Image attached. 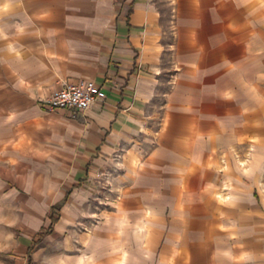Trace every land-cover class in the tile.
<instances>
[{
	"label": "crops",
	"instance_id": "obj_1",
	"mask_svg": "<svg viewBox=\"0 0 264 264\" xmlns=\"http://www.w3.org/2000/svg\"><path fill=\"white\" fill-rule=\"evenodd\" d=\"M3 3L0 192L61 177L69 197L110 161L117 181L133 178L117 187L111 256L124 263L111 264H264L263 207L230 186L238 165L221 168L261 98L264 0ZM81 79L103 100L48 106ZM8 238L0 264H31L28 240Z\"/></svg>",
	"mask_w": 264,
	"mask_h": 264
},
{
	"label": "rangeland",
	"instance_id": "obj_2",
	"mask_svg": "<svg viewBox=\"0 0 264 264\" xmlns=\"http://www.w3.org/2000/svg\"><path fill=\"white\" fill-rule=\"evenodd\" d=\"M6 5L0 9H11L9 3ZM4 52L0 47L2 56ZM256 92H261V98H252V112L244 115L243 128L231 131L232 139L235 133L239 136L226 156L231 160L223 162L221 168L233 172L238 165L240 171L231 173L229 184L240 186L242 201L261 205L264 219V46L262 79L261 84L257 80ZM110 166L107 161L94 178L83 179L82 183V179L77 180L76 185L82 188L69 195V203H62L56 222H51L49 211L63 198L66 178L55 179L54 183L45 177L23 178L17 185L8 182L0 192L1 232L11 239L28 240V249L33 252L31 264L124 263L120 256H111V221L118 216V185L132 184L133 178L117 181Z\"/></svg>",
	"mask_w": 264,
	"mask_h": 264
},
{
	"label": "built area",
	"instance_id": "obj_3",
	"mask_svg": "<svg viewBox=\"0 0 264 264\" xmlns=\"http://www.w3.org/2000/svg\"><path fill=\"white\" fill-rule=\"evenodd\" d=\"M105 97L102 87L93 80L67 82L46 101L49 107H57L81 113Z\"/></svg>",
	"mask_w": 264,
	"mask_h": 264
},
{
	"label": "trees",
	"instance_id": "obj_4",
	"mask_svg": "<svg viewBox=\"0 0 264 264\" xmlns=\"http://www.w3.org/2000/svg\"><path fill=\"white\" fill-rule=\"evenodd\" d=\"M67 197H68V192L64 194L63 198L60 201H58V202H56V203L51 205L50 211H49V217L51 219V222H56L57 221V219H58V215H57L58 211H59L62 203H64L66 201Z\"/></svg>",
	"mask_w": 264,
	"mask_h": 264
}]
</instances>
